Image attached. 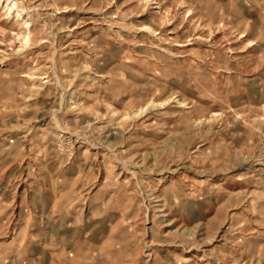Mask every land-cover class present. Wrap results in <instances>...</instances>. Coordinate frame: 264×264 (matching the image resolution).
<instances>
[{
    "label": "clouds",
    "instance_id": "obj_1",
    "mask_svg": "<svg viewBox=\"0 0 264 264\" xmlns=\"http://www.w3.org/2000/svg\"><path fill=\"white\" fill-rule=\"evenodd\" d=\"M6 161L0 264H264V0H0Z\"/></svg>",
    "mask_w": 264,
    "mask_h": 264
},
{
    "label": "rangeland",
    "instance_id": "obj_2",
    "mask_svg": "<svg viewBox=\"0 0 264 264\" xmlns=\"http://www.w3.org/2000/svg\"><path fill=\"white\" fill-rule=\"evenodd\" d=\"M69 16L76 15L74 10H70L68 12ZM80 15H83L81 13ZM77 19H79V16H77ZM92 22L89 21L88 24L82 26L80 29L81 33L83 31V28H87L89 33L91 35H95L98 31L97 29H94L92 26ZM224 33H218L216 34L215 39L219 40ZM82 39H88V37L81 36ZM79 47V45L77 46ZM217 48H222V45H217ZM137 51H139V48H137ZM191 55V53H189ZM221 71H225L224 69H221ZM213 74H215V70H213ZM104 178H107L108 176V170L107 168L103 169ZM24 175L27 176V170H24ZM20 176V168L18 163L12 162V161H6L4 163H0V191L3 192V198L0 199V207H3V205L8 201H15L14 207L8 208L5 212L0 213V227H3L6 223L8 225V228H14L17 224V221L19 219L18 213L20 212V206L22 202H25L30 199V193L28 192L26 188L27 181L23 183H19V187H17V178ZM41 180L44 178L48 179L49 185H51L52 178L50 176H47V173L41 171L40 173ZM122 180L127 181L128 175H122L120 177ZM31 178L29 177V180ZM234 180L233 177H228L225 179V182L223 184V188L226 189L224 194L219 198V200L213 204V206L210 209H207V215L204 217L205 221H208L209 218H211V227L215 228L217 226L220 227V235L223 234V232L227 229L229 224L232 222V214L237 213L241 211L242 206H234L230 209L220 208V204L227 199L228 193L231 192H237L241 191L245 186L241 184H236V186H232L229 181ZM255 188V185H253L252 188H247V191H252ZM54 200V197H53ZM149 216L152 215V210H147ZM9 213H11V217L9 216ZM170 219H174L173 217H169ZM253 220H255V217H252ZM9 220L11 221L10 223ZM255 226V224H253ZM165 231L168 229L165 228ZM169 247L175 251V252H181L184 256H199L202 255V252H199L196 249H192L191 251H184L182 246L180 245H169Z\"/></svg>",
    "mask_w": 264,
    "mask_h": 264
}]
</instances>
